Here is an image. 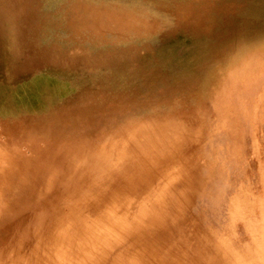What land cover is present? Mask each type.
<instances>
[{"label":"clouds","instance_id":"1","mask_svg":"<svg viewBox=\"0 0 264 264\" xmlns=\"http://www.w3.org/2000/svg\"><path fill=\"white\" fill-rule=\"evenodd\" d=\"M215 2L61 0L44 49L74 90L7 156L0 135V264H264V29L214 45L192 95L128 87Z\"/></svg>","mask_w":264,"mask_h":264},{"label":"bare ground","instance_id":"2","mask_svg":"<svg viewBox=\"0 0 264 264\" xmlns=\"http://www.w3.org/2000/svg\"><path fill=\"white\" fill-rule=\"evenodd\" d=\"M42 4H53L50 31L45 37L33 42L26 41L25 44L19 23L31 19L27 10ZM64 17L61 0H0V46L3 59L0 64V85L9 91L43 79L52 80L65 89L62 95L45 89L40 96L45 97L48 106L36 117H15L14 114L0 117L5 156L10 147H16L18 131L25 122H35L39 117L49 114L57 115L62 104L69 103L67 97L74 90L76 71L67 62L51 60L44 49L61 27L60 21ZM241 27L264 29V0H216L214 11L204 27L181 28L166 35L159 50L138 67L129 69L135 72V77L128 87L141 86L155 90L167 86L187 95L194 94L200 86L213 46L228 40ZM34 42L39 48H34ZM7 48H15L17 56L10 58ZM121 75H124L123 70H117V79L113 80L112 87H119L118 77ZM120 212L112 210L117 219L122 218L118 215ZM124 216H127V211H124Z\"/></svg>","mask_w":264,"mask_h":264},{"label":"rangeland","instance_id":"3","mask_svg":"<svg viewBox=\"0 0 264 264\" xmlns=\"http://www.w3.org/2000/svg\"><path fill=\"white\" fill-rule=\"evenodd\" d=\"M53 10V4L50 6L42 4L35 6L32 10H27L26 13L31 19L19 23L20 29L22 30L21 38L25 41V44H27L26 41L33 42L48 34ZM33 44L34 48H39V45L35 42ZM1 56L2 50L0 46V64L2 65L3 59ZM42 80H36L22 87L20 85L19 88L14 87L13 89H9V91L5 90V88L0 85V117L13 114L15 117H36L48 106L45 97L43 98V95L40 96L45 89L56 95L65 93L64 87L54 81ZM67 91L68 90H66V92ZM50 106L49 104V107ZM3 120L5 119L3 118ZM114 209L116 212L122 211L119 205Z\"/></svg>","mask_w":264,"mask_h":264}]
</instances>
